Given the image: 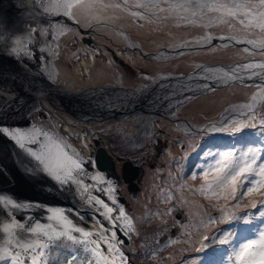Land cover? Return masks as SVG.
I'll use <instances>...</instances> for the list:
<instances>
[{
  "label": "rangeland",
  "instance_id": "374dc122",
  "mask_svg": "<svg viewBox=\"0 0 264 264\" xmlns=\"http://www.w3.org/2000/svg\"><path fill=\"white\" fill-rule=\"evenodd\" d=\"M140 2L142 0H127V4L123 0H99L94 12L97 18L81 19L85 29L82 34H76L81 39L93 32L96 35L90 38L97 44L91 47L65 39L67 56L62 58L65 60L62 76L56 80L47 79L72 91L109 85L114 88L110 98L104 93L98 105L105 108L107 96L108 107L116 114L125 115L124 118L83 121L67 110L56 109L44 99L22 115L28 118L29 124L54 127L88 159H93V139L101 141L115 159H121L119 162L124 159L137 161L146 156L136 193L128 191L123 176L116 183L126 201L125 207L122 201L118 203L131 218L134 228L124 251L129 253L134 264H182L187 258L200 255L193 248L199 246L204 235L226 227L221 224L199 230L182 227L189 223L196 226L205 215L219 214L218 207L212 206L217 201L199 193L204 181L201 177L191 178L193 166L201 161L204 151L239 147L259 139L258 132L251 129H244L234 137L226 133L204 135L200 131L226 117L238 115L237 111L228 110L252 103L251 98L259 89L250 85L259 82V78L225 82L204 77H215L218 70L223 72L237 65L264 62V56L252 54L258 50L251 45L227 39L261 41L264 32L245 28L239 23L243 17H225L208 9L197 16L183 9L169 11V3L173 0H159L158 7L149 9L137 7ZM115 4L121 7H104ZM133 12L143 13V18L133 16ZM206 37H211V42ZM245 47L250 51L244 52ZM172 49L182 51L171 54ZM205 83L210 84L212 90H205ZM184 85L192 90L182 93L180 88ZM0 92L13 98V93ZM185 96L191 98L185 99ZM254 109L255 122L259 123L264 116V97L257 95ZM138 124L142 129L136 128ZM128 135L139 136L145 143L135 142ZM112 169L121 175L122 172L115 169V160ZM169 195L172 200L166 198ZM259 199V194L245 197L240 201L241 208ZM225 203L231 207L235 201H219V204ZM174 205L175 210L166 215L165 211ZM246 210L251 211L250 207ZM232 227L237 232V242L250 235L244 231L249 226L242 221ZM170 238L178 242L169 243ZM214 251L218 254L220 249L201 254L202 264H212Z\"/></svg>",
  "mask_w": 264,
  "mask_h": 264
},
{
  "label": "snow or ice",
  "instance_id": "6c2138e0",
  "mask_svg": "<svg viewBox=\"0 0 264 264\" xmlns=\"http://www.w3.org/2000/svg\"><path fill=\"white\" fill-rule=\"evenodd\" d=\"M123 3L127 4V0H123ZM30 4L38 7L40 15L63 16L79 24L81 19L87 21L97 18L94 12L99 0H30ZM108 6L121 7L120 4L104 5ZM158 6L159 0H142L137 4V7L144 9ZM180 9L184 12L191 11L192 16L200 15L204 9H208L220 12L225 17H243L239 19V23L245 28L264 32V0H173L167 10ZM132 15L143 18V13L140 12H133ZM71 30L68 25L56 21L46 27L31 26L26 34L12 36L7 40L0 35V43L7 44L5 50L14 58H38L42 68H46L50 58L56 55L55 49L59 48L55 41ZM50 32V42L38 45L35 49L30 47L37 44V33L40 37L47 38ZM205 39L208 42L212 40L211 37ZM227 39L249 44L252 49L258 50L252 54L264 56V40H238L235 37ZM243 51L247 53L250 49L245 47ZM257 69L260 71H256ZM213 78L225 82L259 78V82L250 86L259 89L257 95L264 97V62H249L223 72L218 70L215 77H204L206 80ZM203 88L212 90L207 83ZM191 90L188 85L180 88L182 93ZM257 95L252 96V103L228 110L237 111L235 118L226 117L200 130L204 135L226 133L234 137L242 134L244 129H251L258 132L259 139L256 143L248 142L239 147L234 145L204 151L201 161L193 166L195 170L190 172L191 178L201 177L204 181L198 189L199 193L206 199L217 201L212 206L218 207L219 214L205 215L198 225L189 223L182 227H196L197 230L217 224L226 227L211 235H204L199 246L193 248L200 255L189 257L182 264H189V261L191 264H202L201 254L210 249H220L218 254L214 251L215 259L212 264H264V116L259 123L255 122L254 104ZM190 98L185 96V99ZM0 135L10 139L34 161L33 166L26 167L28 173H43L53 179L61 189L74 186L83 206L93 211L91 225L87 228L70 218L75 216L79 221H85V215L80 210L63 207H47L48 222L37 219L34 223H28L32 220L31 216L19 219L14 210L28 211L42 206L39 203L20 202L10 196L0 195V210L7 216V219L0 221V264H131V257L124 251V247L125 239H130V234L134 231L132 220L114 196L117 191L115 180L102 174L97 161L84 158L54 127L48 128L40 123H31L26 128L0 125ZM195 150L194 147L193 151ZM94 191L102 193L109 202L93 194ZM253 194H259L261 199L251 200L242 209L240 201ZM166 198L173 199L171 195ZM220 200L235 203L229 207L228 203L219 204ZM249 207L251 211L246 210ZM175 208L176 205L168 208L165 214L170 215ZM101 217L107 222V227ZM241 221L249 226L244 231L250 235L237 242V232L232 225ZM177 242L175 238L169 239V243ZM167 246L166 244L164 247Z\"/></svg>",
  "mask_w": 264,
  "mask_h": 264
},
{
  "label": "water",
  "instance_id": "95a60500",
  "mask_svg": "<svg viewBox=\"0 0 264 264\" xmlns=\"http://www.w3.org/2000/svg\"><path fill=\"white\" fill-rule=\"evenodd\" d=\"M7 1L6 3H4L3 0L0 1L1 10H3L4 6L8 5L9 2H11L12 4H15L17 2H24L26 6H28L27 8L30 13L31 10V7H29L31 6L30 0H7ZM19 9L20 11L15 9L16 14H19L21 12V8ZM38 12H39L38 7L32 6V16H34L35 18L38 17L39 15ZM20 16L22 15L20 14ZM37 21H39L38 18ZM68 21L73 22L71 20ZM73 24L76 25L75 23ZM2 27H3V19L0 18V29ZM23 34L24 32H20V35ZM35 39L38 40L37 35L35 36ZM1 45L2 43H0V47ZM30 47H33V45H31ZM180 51H182V49H172L170 53L173 54ZM6 55L9 62V58H10L9 52L5 53V58ZM37 56H39V53H37ZM16 62H17L16 68H18L19 77L16 81L18 87L15 88L19 94V97H21V104H20L21 108L23 105L27 106L28 104H33V105L39 104L41 102L40 100L44 99L48 103L53 105L56 109L67 110L69 113H71L72 115L76 116L78 119L83 121L92 122L98 120L113 119L116 117L119 118L125 117V115L123 114H116L114 110H111L108 107L107 96L105 99V108H103L102 105H98L99 98L104 94V91L102 90L105 86L84 88L77 90L75 89L72 91L67 87L54 84L52 82L51 83L48 82L47 78H45V75L48 74V69L47 67L42 68L41 62L39 61L38 58L37 59L25 58L22 60L16 59ZM6 71L7 68H5L4 72L0 73V76L6 77ZM7 88L8 85L6 84L4 86L0 85V90L3 92H8L6 91ZM111 89L114 90V88ZM18 94L13 93L12 99L16 98ZM53 97H55V99H53ZM89 102H91L92 106L87 105V103ZM115 114L117 115L116 117ZM136 128L139 129V126L136 125ZM83 157L88 159L85 156ZM114 159H115L114 155L107 151V149L103 146L102 142L95 140V151L92 160L98 162V167L99 170L102 172V174L107 175L110 172L109 170H112V172H110V175L116 179L120 177V175L112 169V163L114 162ZM103 171H106L107 173H104ZM26 172H25V179L20 180L14 176L12 168L0 164V195L10 196L20 202L29 201V202L39 203L42 207H39L38 209H41L45 212L47 207L65 208V206L67 205L69 208H72L70 206L72 205L73 208H76L82 206L78 196L73 191L74 186H69V188L61 189L60 186L53 179H51L50 177H48L43 173L40 172L26 173ZM121 172H122L123 180L125 182L130 183L131 185L134 184L138 186V183L136 181L138 179L135 178L136 177L135 174H138L140 172V167L133 166L130 162H127L124 163ZM2 181H5L6 184ZM87 183H90V181H88ZM137 186H134V188L130 187V191L137 190L138 189ZM117 191H120L119 188H117ZM49 195H52L53 197L52 200L50 199L51 203L48 202ZM120 199L123 203L125 202L123 197H120ZM14 212L17 218L24 219L27 216H31V217L35 216L37 213V208H32L28 211L14 210ZM4 215L6 214L3 212V210H0V221H2ZM37 219L42 222H45L44 218L43 219L37 218ZM37 219L32 218V220L28 221V223H34L35 220ZM129 242L130 239H125V244H128ZM126 253L129 255L128 252ZM131 264H134V262L131 261Z\"/></svg>",
  "mask_w": 264,
  "mask_h": 264
},
{
  "label": "bare ground",
  "instance_id": "6f19581e",
  "mask_svg": "<svg viewBox=\"0 0 264 264\" xmlns=\"http://www.w3.org/2000/svg\"><path fill=\"white\" fill-rule=\"evenodd\" d=\"M6 1L7 0H3L4 3H6ZM27 7L28 6H26L24 2H17L15 4L9 2L8 5L4 6L3 10L0 9L1 10L0 18L3 19V27L0 29L1 32L0 35L5 36L6 40L12 36L20 35V32H24V34H26L31 26H37L39 28L40 24L48 20L47 15L39 14L38 17L35 18L34 16H32V6H29L31 7L30 13ZM19 8H21V12L19 14H16L15 9L20 11ZM20 14L22 16H20ZM37 18L39 19V21H37ZM6 47H7L6 43H2L0 47V73L4 72L5 68H7L6 77L0 76V85L1 86H4L5 84L8 85V88L6 89V91H8L7 93L18 94L15 88L18 87L16 81L19 77L18 68H16V64H17L16 58H14L9 53L10 58L8 62L7 55L5 58V53L7 52L5 50ZM63 47L65 48V46ZM20 104H21V97H19V94L16 96V98L10 99L7 97L5 93H0V125L8 126V127H19V128H26L30 125L28 118L26 116H23L22 113H24L30 106L32 107L34 105L33 104H28L27 106L23 105L22 106L23 109H22ZM87 105L92 106L91 102L87 103ZM0 164L12 168L14 176L20 180H24L26 167L33 166L34 161H32V159L28 157L27 154L24 153L21 149H19L10 139H8L3 135H0ZM2 182L6 184L5 181ZM98 187H104V185H98ZM73 191L75 193V188H73ZM93 194L99 195L102 199H105V202H109L107 200V197H105L102 193L94 191ZM52 198H53L52 195H49V200H48L49 203H51L50 199L52 200ZM80 203L82 206L76 208H73L72 205L70 206L73 209L80 210L81 213L85 215V221L81 222L75 216H71L70 218H72L74 222L80 223L82 226H85L86 228L90 227L91 225L90 217L93 215V211L91 208L83 206L82 201H80ZM68 208L69 207L66 205L65 209ZM46 216L47 213L45 211L37 208V213L32 218L34 219L44 218L45 222H48L46 221ZM5 219H6V215H4L2 221ZM100 219L107 227L108 226L107 222L103 221L102 217ZM121 223H123V221H121Z\"/></svg>",
  "mask_w": 264,
  "mask_h": 264
},
{
  "label": "flooded vegetation",
  "instance_id": "af4514ba",
  "mask_svg": "<svg viewBox=\"0 0 264 264\" xmlns=\"http://www.w3.org/2000/svg\"><path fill=\"white\" fill-rule=\"evenodd\" d=\"M69 19H67L66 17H63V16H60V17H52V16H50V17H48V20L47 21H44L42 24H40V26L39 27H46L49 23H52V22H56V21H59V23L60 24H62V25H68L72 30L71 31H69V32H65L62 36H59L58 38H57V40L55 41V44H58L59 45V48L58 49H55L56 50V55H54V56H52L51 58H50V64H48V74H46L45 75V78H47V79H50V80H56V79H59V78H61V76H62V71L64 70V68H63V66H62V62L63 61H65V60H63L62 58L64 57H66L67 56V54L64 52V47L63 46H66L67 44L64 42V40L65 39H72V40H74V41H76V42H82L83 44H85V45H89V46H93L94 47V44H97V43H94V41H93V39H91L90 37H91V35L93 36V35H96V34H94L93 32H92V34L91 35H84L81 39H78V37H77V35L76 34H82V32H83V30L85 29V27L81 24V23H79V24H76V25H74L73 23L74 22H70V21H68ZM66 34V35H65ZM37 35V37H38V40H36L37 41V44H35V45H33V48L35 49L38 45H42V44H45V43H48V41L50 42L51 41V32L49 33V36L47 37V38H44V37H40L39 36V34L37 33L36 34ZM49 38V39H48ZM54 47H55V45H54ZM106 49H107V46H106ZM46 56H47V54H46ZM53 64V65H52ZM50 66V67H49ZM102 91H104V93L107 95V96H109V94H110V91H111V87L109 86V85H106L104 88H103V90ZM39 105V104H38ZM40 112V111H39ZM117 115L115 114V117H116ZM138 126H139V129H142V126L141 125H139L138 124ZM138 129V128H137ZM133 137V139L135 140V142L136 141H141L142 143H145L144 142V140L142 139H140V137L139 136H132V135H128L127 137ZM93 141H94V143H95V140L93 139ZM93 146H94V144H93ZM94 148H95V146H94ZM95 150V149H94ZM144 157V159H146V156H143ZM144 159H139V160H137V161H134V160H132V161H130V159H124V161H122V162H119L118 160H121V159H114L115 160V169H116V171H117V169H119L120 171H122V169H123V165H124V163H127V162H130L133 166H138V167H140V172L138 173V174H135V178H137L138 179V185H139V182H140V178H141V175H142V170H143V163H144ZM119 163V164H118ZM110 172H112V170H109ZM108 171V172H109ZM104 173H107L106 171H103ZM110 172H109V174H107L106 176L107 177H110V178H113L111 175H110ZM119 174V173H118ZM120 175V174H119ZM122 176V173H121V175H120V177ZM120 177H118V178H116V179H114L115 180V182L117 183V180L118 179H120ZM134 185V184H133ZM133 185H131L130 183H127L126 184V187H127V189H128V191L129 192H134V193H136L138 190H139V186H137V185H134V186H137L138 187V189L137 190H135V191H130V187H133L134 188V186ZM116 188H118V187H116ZM119 190H120V188H119ZM117 192V193H116ZM115 193H114V196H115V198L118 200V201H121V199H120V197H123V196H121L120 195V191H116ZM124 198V197H123ZM125 204H126V201L124 202V206H125ZM172 231H174V230H172ZM165 237H167V234L165 235Z\"/></svg>",
  "mask_w": 264,
  "mask_h": 264
}]
</instances>
